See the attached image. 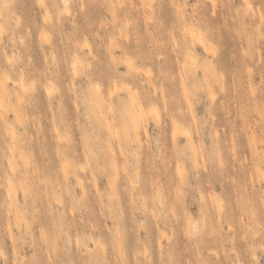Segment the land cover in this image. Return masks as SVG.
I'll list each match as a JSON object with an SVG mask.
<instances>
[{"label":"rangeland","instance_id":"obj_1","mask_svg":"<svg viewBox=\"0 0 264 264\" xmlns=\"http://www.w3.org/2000/svg\"><path fill=\"white\" fill-rule=\"evenodd\" d=\"M0 107V264H264V0H0Z\"/></svg>","mask_w":264,"mask_h":264},{"label":"bare ground","instance_id":"obj_2","mask_svg":"<svg viewBox=\"0 0 264 264\" xmlns=\"http://www.w3.org/2000/svg\"><path fill=\"white\" fill-rule=\"evenodd\" d=\"M62 2H64L63 0H61ZM66 4H67V2H66ZM65 4V5H66ZM63 5V4H62ZM64 6V5H63ZM65 7V6H64ZM63 10H65V9H63ZM66 12V11H65ZM191 34H193L192 32H190V34H189V36L191 35ZM194 36V35H193ZM191 38H192V35H191ZM192 39H194V38H192ZM193 41V40H192ZM199 42H201L200 40H199ZM204 48H205V46H204ZM206 49V48H205ZM8 78V77H7ZM3 91V90H2ZM4 92V91H3ZM2 92V93H3ZM51 92V90L49 89V92L48 93H46V94H49ZM52 93V92H51ZM1 106H2V104H1ZM1 108V107H0ZM4 110V109H3ZM6 110V109H5ZM138 126H139V122H135V131H137V129H138ZM12 133V131L10 132V134ZM55 133H57V132H55ZM12 135H13V133H12ZM12 135H9V136H11L12 137ZM13 138V137H12ZM61 141V140H60ZM10 153V152H9ZM65 167V166H64ZM10 168V167H9ZM11 169H12V167H11ZM10 170V169H9ZM64 170V169H63ZM84 170V169H83ZM12 173H13V170H12ZM9 188V187H8ZM11 191V190H10ZM11 193V192H10ZM8 198V197H7ZM8 200H9V198H8ZM192 225V229H196V225L195 224H191Z\"/></svg>","mask_w":264,"mask_h":264}]
</instances>
